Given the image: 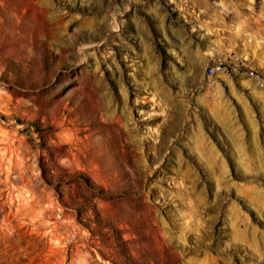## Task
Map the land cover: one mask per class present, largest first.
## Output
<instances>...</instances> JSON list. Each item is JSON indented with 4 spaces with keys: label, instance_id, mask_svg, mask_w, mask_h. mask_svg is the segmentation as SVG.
I'll return each mask as SVG.
<instances>
[{
    "label": "rangeland",
    "instance_id": "obj_1",
    "mask_svg": "<svg viewBox=\"0 0 264 264\" xmlns=\"http://www.w3.org/2000/svg\"><path fill=\"white\" fill-rule=\"evenodd\" d=\"M0 264H264V0H0Z\"/></svg>",
    "mask_w": 264,
    "mask_h": 264
},
{
    "label": "built area",
    "instance_id": "obj_2",
    "mask_svg": "<svg viewBox=\"0 0 264 264\" xmlns=\"http://www.w3.org/2000/svg\"><path fill=\"white\" fill-rule=\"evenodd\" d=\"M230 63L225 60V57L222 53L214 55L210 64L207 65V77L214 75L217 72H225Z\"/></svg>",
    "mask_w": 264,
    "mask_h": 264
}]
</instances>
